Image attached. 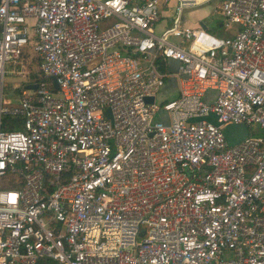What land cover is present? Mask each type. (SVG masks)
<instances>
[{
  "label": "built area",
  "instance_id": "obj_1",
  "mask_svg": "<svg viewBox=\"0 0 264 264\" xmlns=\"http://www.w3.org/2000/svg\"><path fill=\"white\" fill-rule=\"evenodd\" d=\"M209 1L0 0V264H264V0Z\"/></svg>",
  "mask_w": 264,
  "mask_h": 264
},
{
  "label": "rangeland",
  "instance_id": "obj_2",
  "mask_svg": "<svg viewBox=\"0 0 264 264\" xmlns=\"http://www.w3.org/2000/svg\"><path fill=\"white\" fill-rule=\"evenodd\" d=\"M219 0H210L209 2L199 5L197 7H193L191 9H186L182 12V15L180 17V28H197L198 27V22L201 21L203 22L207 30L209 28H214L215 27V33H212L215 36L218 37H224L228 35L234 28L233 25L228 26V25H222L217 27V23H223L224 20L219 17L218 15L213 13V8L215 3H217ZM173 0H168V7L163 8L161 12V20L156 28V30L162 26V23L165 21L166 26L171 25V20L173 17V13L170 10L173 6ZM173 39V38H172ZM174 40H177L174 38ZM3 88H2V95L4 98L8 99L11 101V103H15V100L13 98V95L16 94L17 88L12 89V85L20 84V80L11 77L8 75H5L3 78ZM175 87V81L170 80L169 86L166 90H160L158 98H171L172 97V90ZM210 96V94H207V97ZM2 119L5 118V116H1ZM9 118L13 119L14 117L8 116ZM256 134H261V131L254 130ZM247 130L244 127L240 126H234V127H227L224 130L225 137L228 142H234L237 139L242 138L246 134Z\"/></svg>",
  "mask_w": 264,
  "mask_h": 264
},
{
  "label": "trees",
  "instance_id": "obj_3",
  "mask_svg": "<svg viewBox=\"0 0 264 264\" xmlns=\"http://www.w3.org/2000/svg\"><path fill=\"white\" fill-rule=\"evenodd\" d=\"M216 26L219 27V23H217ZM215 30V27H211L208 29L210 33H215ZM161 67L162 70H164V63ZM2 127L4 129H18L20 127V117H14L13 119H11L8 116H5V118L2 119Z\"/></svg>",
  "mask_w": 264,
  "mask_h": 264
},
{
  "label": "water",
  "instance_id": "obj_4",
  "mask_svg": "<svg viewBox=\"0 0 264 264\" xmlns=\"http://www.w3.org/2000/svg\"><path fill=\"white\" fill-rule=\"evenodd\" d=\"M198 26L201 29H205L206 28L205 24L203 22H201V21H199ZM50 79L52 81V88L53 89H56L57 88V83H56L55 77L54 76H51ZM35 87H36V84H34V83H32V84H25L24 85V88L25 89H34ZM145 100H147V101L150 102L151 101V98H145ZM105 113L109 116L108 109L105 110Z\"/></svg>",
  "mask_w": 264,
  "mask_h": 264
},
{
  "label": "crops",
  "instance_id": "obj_5",
  "mask_svg": "<svg viewBox=\"0 0 264 264\" xmlns=\"http://www.w3.org/2000/svg\"><path fill=\"white\" fill-rule=\"evenodd\" d=\"M187 9H191V8H187ZM184 10H186V9H184ZM199 23V22H198ZM238 140V139H237ZM236 141V140H235Z\"/></svg>",
  "mask_w": 264,
  "mask_h": 264
}]
</instances>
